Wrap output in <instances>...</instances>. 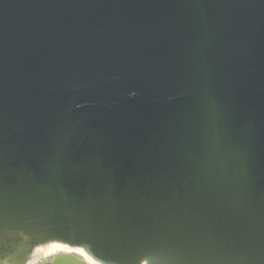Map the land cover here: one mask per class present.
I'll return each mask as SVG.
<instances>
[{"label": "water", "instance_id": "water-1", "mask_svg": "<svg viewBox=\"0 0 264 264\" xmlns=\"http://www.w3.org/2000/svg\"><path fill=\"white\" fill-rule=\"evenodd\" d=\"M49 241L264 264V0H0V264Z\"/></svg>", "mask_w": 264, "mask_h": 264}, {"label": "bare ground", "instance_id": "bare-ground-1", "mask_svg": "<svg viewBox=\"0 0 264 264\" xmlns=\"http://www.w3.org/2000/svg\"><path fill=\"white\" fill-rule=\"evenodd\" d=\"M77 247V248H76ZM37 252L41 255L51 254H77L82 257L88 264H99L97 260L89 253L86 252V249L82 246H75V248L70 247L67 243H62L58 241H49L45 244L38 245L36 248ZM70 255V254H69ZM101 264V263H100Z\"/></svg>", "mask_w": 264, "mask_h": 264}, {"label": "rangeland", "instance_id": "rangeland-1", "mask_svg": "<svg viewBox=\"0 0 264 264\" xmlns=\"http://www.w3.org/2000/svg\"><path fill=\"white\" fill-rule=\"evenodd\" d=\"M38 245H42V244H38ZM38 247V246H37ZM35 247L34 249H32L30 255H29V258H28V263L27 264H38L39 262L43 261V260H48L50 259L51 257H53L55 254H58V253H55V254H51V253H48L46 255H41L39 252H37L36 248ZM70 247L72 248H75V246H71ZM77 248V247H76ZM69 254H73V253H69ZM73 255H76L78 257H80L79 255H77L76 253L73 254ZM98 262V261H97ZM99 263V262H98ZM100 264V263H99Z\"/></svg>", "mask_w": 264, "mask_h": 264}]
</instances>
